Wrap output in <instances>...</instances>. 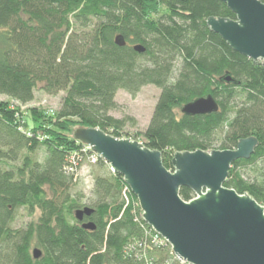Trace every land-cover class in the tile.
Listing matches in <instances>:
<instances>
[{
  "label": "trees",
  "instance_id": "16d2710c",
  "mask_svg": "<svg viewBox=\"0 0 264 264\" xmlns=\"http://www.w3.org/2000/svg\"><path fill=\"white\" fill-rule=\"evenodd\" d=\"M210 17L236 19L217 0H0V95L25 106L38 90L66 94L49 117L53 128L34 125L0 101V264H183L169 248L143 257L140 244L151 228L138 199L125 193L123 177L104 160L90 174V203L74 191L71 157L78 156L79 168L88 158L74 130L99 128L123 139L125 123L109 115L121 90L161 91L142 143L161 152L170 171L178 152H210L217 142L222 151L234 150L256 137L255 154L233 164L225 187L264 206V65L211 32ZM118 36L126 46L116 44ZM228 75L235 83L225 81ZM210 95L218 112L182 114L185 105ZM180 195L195 198L187 188ZM85 208L94 213L80 222L76 212ZM21 211L39 216L16 228ZM88 223L95 229H84Z\"/></svg>",
  "mask_w": 264,
  "mask_h": 264
},
{
  "label": "water",
  "instance_id": "95a60500",
  "mask_svg": "<svg viewBox=\"0 0 264 264\" xmlns=\"http://www.w3.org/2000/svg\"><path fill=\"white\" fill-rule=\"evenodd\" d=\"M236 16L208 18L209 30L219 35L236 53L264 65V3L262 0H217ZM116 44L126 46L122 36ZM143 53L141 46L135 47ZM227 83H235L230 75ZM219 111L210 95L182 109L186 116H206ZM75 141L90 147L113 173L123 177L138 199L142 218L166 239L172 252L186 264H264V206L248 194L225 187L229 172L239 160H250L259 146L256 137L239 141L234 150L178 152L173 170L163 164L162 153L143 143L115 138L99 128L79 127ZM183 188L195 198H181ZM94 213L91 208L76 212L80 222ZM94 230L92 223L83 226ZM34 259L41 258L39 249Z\"/></svg>",
  "mask_w": 264,
  "mask_h": 264
},
{
  "label": "rangeland",
  "instance_id": "374dc122",
  "mask_svg": "<svg viewBox=\"0 0 264 264\" xmlns=\"http://www.w3.org/2000/svg\"><path fill=\"white\" fill-rule=\"evenodd\" d=\"M160 93L161 91L155 86H147L143 88L136 96H132L124 90L118 92L116 96L117 107L112 110L109 115L116 120H120L125 123L121 131L123 139H130L140 143L143 142L142 135L151 123ZM65 95L66 94L62 92L56 96H50L38 90L35 95V100L25 106H22L16 100L7 96L0 95V101L7 102L10 104V106L20 109L21 114L28 117V119L31 120L34 125H40L42 121H45L44 124H47V127L53 128L52 122H54L55 119L53 120L49 117L50 115L56 114L61 110ZM35 118L38 120L35 121ZM212 147V150H220L221 143L217 142ZM43 156L44 151H40L39 157L42 158ZM88 165L89 164L87 161L81 164V171L78 173L79 177L77 178V184L75 185L74 189L76 192H82V194L85 196L84 203H90L89 200L91 199V190L88 185H90L91 171H95V165ZM108 169L112 172L109 165ZM244 173L248 176L250 175L251 177L256 178L254 170L252 169H245ZM38 216L39 212H37L34 218H32L25 212L21 211L17 217L15 226L16 228H23L32 220H36ZM35 249L36 248H33V251ZM169 249L171 250V248ZM164 252H166V250Z\"/></svg>",
  "mask_w": 264,
  "mask_h": 264
},
{
  "label": "built area",
  "instance_id": "2783aa9c",
  "mask_svg": "<svg viewBox=\"0 0 264 264\" xmlns=\"http://www.w3.org/2000/svg\"><path fill=\"white\" fill-rule=\"evenodd\" d=\"M82 153H84V154H86V156H88V158H87L86 161L91 166L97 164L98 161H99V159H100V157L96 153H94L90 149V147H88L86 145H84V148L82 150ZM76 156L71 157V160H70L71 167L68 168L67 171L70 174H76V178H78L79 177V174L78 173L81 170L79 168V165H77V162H76L77 158H75ZM92 184H93V181L90 178V185H88V187L90 188V190L92 188ZM127 191L130 192V189L128 187L126 188L125 193ZM140 247H142V249H143V257H147V255H148V253L150 251L171 248V245L169 244V242L166 239H164L161 235H159L157 232H155L151 228V232H147V234H146V243L145 242L141 243L140 244ZM171 254L173 256H175L181 263L186 264L183 260H181L180 258H178L176 255L173 254L172 248H171Z\"/></svg>",
  "mask_w": 264,
  "mask_h": 264
}]
</instances>
